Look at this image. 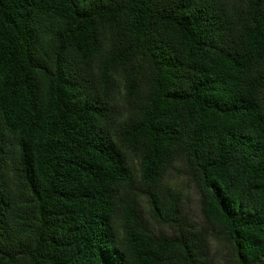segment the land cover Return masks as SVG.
<instances>
[{
    "label": "trees",
    "instance_id": "obj_1",
    "mask_svg": "<svg viewBox=\"0 0 264 264\" xmlns=\"http://www.w3.org/2000/svg\"><path fill=\"white\" fill-rule=\"evenodd\" d=\"M211 238L264 264V0H0V264H214Z\"/></svg>",
    "mask_w": 264,
    "mask_h": 264
},
{
    "label": "rangeland",
    "instance_id": "obj_2",
    "mask_svg": "<svg viewBox=\"0 0 264 264\" xmlns=\"http://www.w3.org/2000/svg\"><path fill=\"white\" fill-rule=\"evenodd\" d=\"M178 161L167 172L166 180L177 187L183 195L184 210L198 224H203L199 205V192L195 183L187 176ZM209 255L214 264H236L233 252L226 241L211 238Z\"/></svg>",
    "mask_w": 264,
    "mask_h": 264
}]
</instances>
